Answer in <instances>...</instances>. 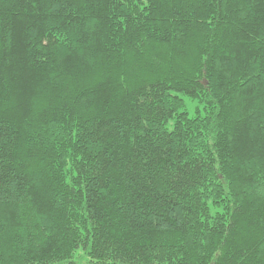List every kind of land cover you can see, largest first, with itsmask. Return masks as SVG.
I'll use <instances>...</instances> for the list:
<instances>
[{
	"label": "trees",
	"instance_id": "1",
	"mask_svg": "<svg viewBox=\"0 0 264 264\" xmlns=\"http://www.w3.org/2000/svg\"><path fill=\"white\" fill-rule=\"evenodd\" d=\"M0 264H264V0H0Z\"/></svg>",
	"mask_w": 264,
	"mask_h": 264
},
{
	"label": "rangeland",
	"instance_id": "2",
	"mask_svg": "<svg viewBox=\"0 0 264 264\" xmlns=\"http://www.w3.org/2000/svg\"><path fill=\"white\" fill-rule=\"evenodd\" d=\"M187 103L189 105V111H190L191 115H193V113L195 112L196 104L194 102H191V101H187Z\"/></svg>",
	"mask_w": 264,
	"mask_h": 264
}]
</instances>
